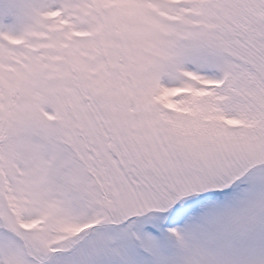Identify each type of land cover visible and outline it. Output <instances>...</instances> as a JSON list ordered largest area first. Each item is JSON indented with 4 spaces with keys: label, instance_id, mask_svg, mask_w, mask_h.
Returning a JSON list of instances; mask_svg holds the SVG:
<instances>
[{
    "label": "snow or ice",
    "instance_id": "1",
    "mask_svg": "<svg viewBox=\"0 0 264 264\" xmlns=\"http://www.w3.org/2000/svg\"><path fill=\"white\" fill-rule=\"evenodd\" d=\"M0 264H264V0H0Z\"/></svg>",
    "mask_w": 264,
    "mask_h": 264
}]
</instances>
